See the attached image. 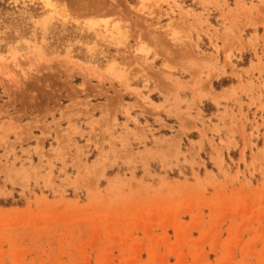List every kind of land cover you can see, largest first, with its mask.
I'll return each mask as SVG.
<instances>
[{
  "label": "rangeland",
  "instance_id": "rangeland-1",
  "mask_svg": "<svg viewBox=\"0 0 264 264\" xmlns=\"http://www.w3.org/2000/svg\"><path fill=\"white\" fill-rule=\"evenodd\" d=\"M262 58L264 0H0V264H264Z\"/></svg>",
  "mask_w": 264,
  "mask_h": 264
},
{
  "label": "crops",
  "instance_id": "crops-1",
  "mask_svg": "<svg viewBox=\"0 0 264 264\" xmlns=\"http://www.w3.org/2000/svg\"><path fill=\"white\" fill-rule=\"evenodd\" d=\"M210 9V8H209ZM242 20V19H241ZM219 25H221V22L219 23ZM219 28H220V30L222 31V26H219ZM258 29L259 28H256V30L255 29H253L251 26H249V27H246V36H244V38L245 39H247L248 38V34L249 35H252L253 33H254V31H258ZM248 33V34H247ZM259 33V32H258ZM212 34V33H211ZM227 47H229V44L228 43H225L224 44V48H227ZM176 62H180V60H178V59H174ZM157 61H162V64L166 61L167 63H169V61H167V59L165 58V57H163V56H161V57H159L158 59H157ZM254 63L256 62V60H252ZM261 61L262 62H264V58H262L261 59ZM170 62L171 63H169L170 65H173V64H176L174 61H171L170 60ZM161 64V65H162ZM241 68H243V69H248V67H249V65H242V66H240ZM179 70H180V68H178ZM178 72H181V71H178ZM225 72L227 73V74H229L230 76H231V80H230V82L226 85V86H224V87H222V90L221 91H218V92H223V90H227V92H229V91H231V88H234V87H236V86H238L239 85V81H238V79H237V77H235L234 75H232L231 74V70H230V68L229 67H226V70H225ZM242 84H244L246 81H248V80H251L255 85H257V84H259V83H261V79H263V78H261L260 76H259V74H258V72H249V74H245V73H242ZM138 78H140V79H143V76L141 75V77H138ZM139 79V80H140ZM141 81V80H140ZM143 81V80H142ZM150 87H153V82H151V84L149 85ZM236 90H239V89H236ZM254 91H255V94H257V90H255L254 89ZM263 92H262V90H260V94H262ZM235 96H237V97H239L240 99H241V102L243 103V104H245L246 103V101L244 100L243 101V97L240 95V92L239 91H237L236 92V95ZM232 100H236V98L235 97H232V98H230L228 101H220V105L221 106H223V105H227L230 109H232L233 110V112L236 114L235 115V117L234 118H232V119H229V117L228 116H226V117H224L223 119H222V121H219V122H215V120H212L211 119V124H207L210 128L212 127L211 125H213V124H215V123H217L218 124V126H222V124H224V125H230L231 123H233L234 124V127H235V129H234V133H233V137H240V133H239V129H240V123L242 122V124L244 123V118H243V116L241 117L240 116V114H239V110H241L243 113L244 112H246L247 113V115H248V117L250 118L251 116H252V111L251 110H247L246 108H245V106L244 105H242L241 107L240 106H238V105H236V104H230L229 102L230 101H232ZM220 112H222V111H220ZM212 113V112H211ZM215 113V114H214ZM219 113V110H216L215 112H213L212 114H211V117H217V114ZM230 114V113H229ZM263 118H264V116H263ZM250 121V120H249ZM257 122H258V120H257ZM185 124L186 125H190L192 128L195 126V127H199V125L198 124H196V123H194V124H192L189 120H186L185 121ZM158 126V128H156V127H150L149 129H153V130H160L162 127H161V125L159 126V125H157ZM177 126H179V125H177ZM245 129L247 130V126L245 125ZM191 128V129H192ZM151 131V130H150ZM148 132L146 129H143V132H144V134H145V136L146 137H153L154 136V133H151V132ZM262 130H261V128H260V132H261ZM207 137H231V135L228 133V131L227 130H222L221 131V133L219 134V135H214L213 133H207Z\"/></svg>",
  "mask_w": 264,
  "mask_h": 264
}]
</instances>
